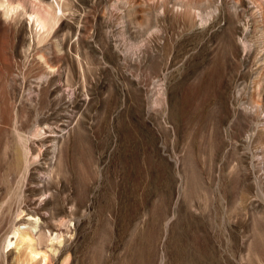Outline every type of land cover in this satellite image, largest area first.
<instances>
[{
    "label": "rangeland",
    "instance_id": "374dc122",
    "mask_svg": "<svg viewBox=\"0 0 264 264\" xmlns=\"http://www.w3.org/2000/svg\"><path fill=\"white\" fill-rule=\"evenodd\" d=\"M0 264H264V0H0Z\"/></svg>",
    "mask_w": 264,
    "mask_h": 264
},
{
    "label": "bare ground",
    "instance_id": "6f19581e",
    "mask_svg": "<svg viewBox=\"0 0 264 264\" xmlns=\"http://www.w3.org/2000/svg\"><path fill=\"white\" fill-rule=\"evenodd\" d=\"M10 4H5V7H6V11H11L12 9L14 10V6L12 7V6H9ZM29 19L35 24V25H37L38 27H39V29H43V28H45L46 26H45V22H44V20L42 19V18H40L38 15H37V13L35 14V13H29ZM18 229V228H17ZM22 232V231H21ZM19 235H21V238H22V240H27L28 241V243L29 244H31L32 243V241H33V236L32 235H30L29 233H28V235L26 234V232H24V233H19ZM21 238H19L20 240H21ZM31 252L35 255L34 257H36L37 256V254L38 253H40L37 249H35V247L34 248H32L31 247ZM40 255V254H39ZM39 257V256H38ZM45 257V256H44Z\"/></svg>",
    "mask_w": 264,
    "mask_h": 264
}]
</instances>
